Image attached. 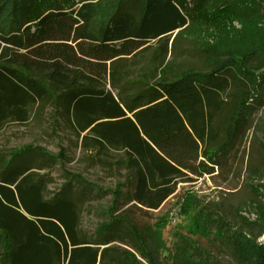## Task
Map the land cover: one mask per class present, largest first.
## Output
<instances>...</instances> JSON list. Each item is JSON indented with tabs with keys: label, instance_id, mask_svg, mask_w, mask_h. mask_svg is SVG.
Listing matches in <instances>:
<instances>
[{
	"label": "trees",
	"instance_id": "trees-1",
	"mask_svg": "<svg viewBox=\"0 0 264 264\" xmlns=\"http://www.w3.org/2000/svg\"><path fill=\"white\" fill-rule=\"evenodd\" d=\"M259 8L256 0H0V127L8 119L25 120L31 106L49 99L54 111L63 107L79 134L85 132V141L124 152L122 162L131 173L128 199L158 209L178 182L213 174L225 162L231 139L246 127L252 100L264 91V72L259 73L264 71V27L258 23L264 17ZM189 26L206 35L216 32L205 51L221 59L218 64L172 79L118 82L120 60L150 42L161 45ZM236 79L244 82L245 91L236 92L219 125L223 95ZM31 155L58 160L66 182L75 180L84 189L111 196L109 217L95 229V237L79 234L74 199L60 193L46 198L47 180L21 163ZM63 159V150L52 155L32 145L0 156L1 260L103 264L108 247H100L121 242L117 232L122 225L130 238L125 244L145 263L122 248L124 261L161 264L166 220H159L151 236L143 234L128 216L112 213L122 197L121 185L106 191L68 172ZM180 203L189 233L206 236L214 227L221 235L228 233L240 264H264V242H256L264 235V202L256 209V221L245 223L259 227L252 239L221 216L213 224L191 192Z\"/></svg>",
	"mask_w": 264,
	"mask_h": 264
},
{
	"label": "rangeland",
	"instance_id": "rangeland-1",
	"mask_svg": "<svg viewBox=\"0 0 264 264\" xmlns=\"http://www.w3.org/2000/svg\"><path fill=\"white\" fill-rule=\"evenodd\" d=\"M256 1L260 5L258 13H262L264 17V0ZM129 6L130 1L124 8L128 9ZM258 23L261 28L264 27V18ZM233 25L236 28L241 26L236 21ZM213 34L206 35L202 30L189 26L165 37L161 45L150 42L143 50L118 62L117 80L123 84L140 79L154 82L163 76L165 79H172L187 70H210L212 64L221 61L205 51L217 39L215 31ZM236 81L223 95L222 109L216 117L219 125H222L224 116L229 112L236 92L245 91L244 82L240 79ZM106 88L113 94L117 93V89L109 85ZM252 101L253 105H250L246 113V127L231 139L224 150L225 162L215 167L211 175L198 179L193 176V181L178 182L174 193L155 210L128 199L131 173L122 162L124 152L98 147L88 139L85 141L82 137L85 132L79 134L72 120L65 115L63 107L54 111L49 99L31 106L25 120L8 119L1 125L0 156L3 158L10 151L27 145L40 147L52 155L63 150L65 159L62 161L68 172L81 175L106 191L121 185L122 197L112 213L128 216L148 236L153 234L160 219L166 220L162 233L165 249L162 250L161 264H240L233 255L228 233L221 235L214 227L209 228L210 234L206 236L186 230V219L181 213L180 202L186 192H191L194 199L207 211L211 222L214 221L213 224H217L216 220L221 216L234 230L242 231L248 239L258 234V225L248 227L245 223L256 221V209L260 202H264V91L260 96H254ZM21 159L23 166L31 167L47 180L44 193L46 198L58 197L60 193L77 202L79 234L87 239L95 237V229L109 217L111 196L84 189L75 180L66 182L62 167L56 159L49 160L37 155L24 156ZM117 233L121 242L100 247H108L102 258L103 264H127L119 252L122 248L129 250L145 263L135 249L125 244L130 238L124 226H119ZM256 242L263 243L264 235L259 236ZM190 244L197 248L189 246ZM0 264L8 263L3 262L0 257Z\"/></svg>",
	"mask_w": 264,
	"mask_h": 264
}]
</instances>
